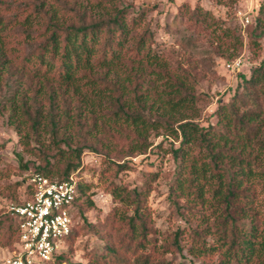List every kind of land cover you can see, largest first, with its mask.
Listing matches in <instances>:
<instances>
[{"label":"trees","instance_id":"16d2710c","mask_svg":"<svg viewBox=\"0 0 264 264\" xmlns=\"http://www.w3.org/2000/svg\"><path fill=\"white\" fill-rule=\"evenodd\" d=\"M148 8L130 10L122 0H0V111L26 148L32 141L40 144L33 151L43 159L26 179L25 191L35 174L58 179L76 174L85 150L105 153L116 174L126 167L119 159L146 153L154 138L163 136L171 139L178 163L169 196L188 227L177 228L169 244L158 245L151 237L148 200L156 171L132 188L110 180L113 198L132 212L120 214L118 227L115 219L91 224L102 237L117 234L118 247L108 241L101 258L110 256L113 264H170L165 254L182 251L187 231L193 234L187 250L209 258L201 264L213 258V264H264V209L259 205L264 191V3L249 37L263 59L249 77L240 75L232 97L219 102L217 122L207 127L196 120L197 86L215 70L212 58L203 64L196 59L200 37L212 39L213 53L226 51L235 61L245 44L241 29L219 25L209 11L197 9L188 17L193 32L184 39L191 51L175 59L171 54L177 50L155 45ZM45 133L51 140L47 151ZM53 155L58 159L52 161ZM10 174L11 169H1L0 179ZM78 189L76 206L84 216L94 201L90 185L78 181ZM2 212L0 246L13 249L18 225L7 209ZM74 228L67 244L77 234ZM210 235L215 242L208 244ZM65 251L45 264L65 262Z\"/></svg>","mask_w":264,"mask_h":264},{"label":"rangeland","instance_id":"374dc122","mask_svg":"<svg viewBox=\"0 0 264 264\" xmlns=\"http://www.w3.org/2000/svg\"><path fill=\"white\" fill-rule=\"evenodd\" d=\"M122 5H129L130 10H137L142 5L150 6L146 22L154 31L155 45L169 52H173L174 49L177 50V54H171V58L175 59H182L183 52L191 51L190 46H185L184 39L193 32V29L187 28L188 17L194 15V11L197 9L209 11L211 13L210 18L220 21L219 25L227 23L241 29L245 44L237 57V59L242 60L239 66L228 67V64L232 63L235 58H229L226 51H224L225 54L213 53L210 44L212 39H209L208 36L200 37L199 46L195 52L196 59L201 61V64L204 63L203 59L212 58L215 70L214 73L209 72L208 76L197 86L200 112L196 120L205 127L209 124H215L217 122L215 112L219 102L228 101L241 82L240 75L249 77L252 68L259 65L263 59V54L256 52L252 43L249 42L251 29L255 24L254 15L258 10L250 13L251 20L249 23H245V18L239 12L249 11L247 0H122ZM153 6L156 8L153 9ZM214 27L209 28V32ZM183 48L184 51L179 52ZM44 135L43 139L46 146L43 147L47 151V145L51 140L49 135L46 133ZM24 142L23 136L19 134L15 125L9 122L7 113L0 111V170L11 169L9 176L0 179L1 213H3L2 209H6L13 198H18L20 201L26 197V179H29L43 160L40 152L33 151V147H41L39 143L32 141L29 144L30 148H26ZM178 144V142L174 143L176 146ZM171 147V139L163 138V136L156 137L153 145L146 153L119 159L118 162H125L126 167L119 169L116 174L111 169L114 165H110V160L105 153L85 150L81 158V167L76 172V176L78 181L90 185L88 194L93 199L94 206L90 207L84 216L82 214L76 215L74 232L77 234L72 241H68L64 252L66 260L61 264H94L98 263L95 260L96 256H100L98 260L100 264L105 261H108L106 264L114 263L113 260H110V256L107 260H103L101 255L104 253V245L108 241L112 244L117 243L118 247L117 234L111 235L110 238L102 237L98 233L99 230L91 225L104 224L114 219L118 220L123 212H132V207H125L113 198L108 189L110 180L132 188L141 186L145 182L147 172L156 171L158 177L153 182V189L148 200L153 227L151 237L157 240L158 245L169 244L177 228L185 229L188 227L184 218L176 212L169 196L170 186L175 179L178 164L170 152ZM49 153H54V151L50 149ZM50 159L55 161L58 158L53 155ZM23 180L25 185L17 186V183ZM88 194L84 199L88 197ZM84 203L87 204V201ZM259 205L264 209V191L260 194ZM210 211L211 209L206 210L208 214ZM213 220L214 217L211 218V221ZM118 222L119 220L116 221V227L119 225ZM192 241L193 234L187 231L183 232L181 236L182 251L172 250L165 254L167 262L170 264H190L191 262L201 264L205 259L206 261L209 260L208 257H195L187 250ZM214 242L213 235H210L207 238V243ZM8 250H10L9 247L0 246V264L3 263ZM120 252L125 251L122 249ZM214 260L215 258L211 264Z\"/></svg>","mask_w":264,"mask_h":264},{"label":"built area","instance_id":"2783aa9c","mask_svg":"<svg viewBox=\"0 0 264 264\" xmlns=\"http://www.w3.org/2000/svg\"><path fill=\"white\" fill-rule=\"evenodd\" d=\"M249 11L242 13L245 23L250 13L259 10L264 0H247ZM241 59L228 64L239 66ZM26 197L11 201L6 209L16 219L18 242L8 250L2 264H45L51 262L67 246V237L78 214L76 201L79 195L76 174L58 179L42 174L30 178Z\"/></svg>","mask_w":264,"mask_h":264}]
</instances>
